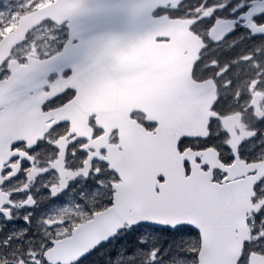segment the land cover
<instances>
[{"label": "snow or ice", "instance_id": "1", "mask_svg": "<svg viewBox=\"0 0 264 264\" xmlns=\"http://www.w3.org/2000/svg\"><path fill=\"white\" fill-rule=\"evenodd\" d=\"M153 41L169 91L99 99ZM0 264H264V0H0Z\"/></svg>", "mask_w": 264, "mask_h": 264}, {"label": "water", "instance_id": "2", "mask_svg": "<svg viewBox=\"0 0 264 264\" xmlns=\"http://www.w3.org/2000/svg\"><path fill=\"white\" fill-rule=\"evenodd\" d=\"M117 55L122 67H144L118 79H106L98 86V98L114 108L134 100L163 97L184 72L182 53L173 45L161 46L153 41L120 51Z\"/></svg>", "mask_w": 264, "mask_h": 264}]
</instances>
